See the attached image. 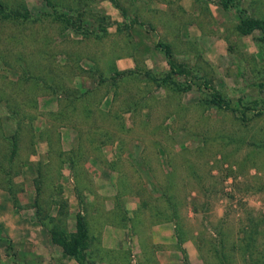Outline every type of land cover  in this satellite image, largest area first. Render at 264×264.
<instances>
[{"label":"rangeland","instance_id":"1","mask_svg":"<svg viewBox=\"0 0 264 264\" xmlns=\"http://www.w3.org/2000/svg\"><path fill=\"white\" fill-rule=\"evenodd\" d=\"M245 18L264 0H0V264H264V40Z\"/></svg>","mask_w":264,"mask_h":264},{"label":"trees","instance_id":"2","mask_svg":"<svg viewBox=\"0 0 264 264\" xmlns=\"http://www.w3.org/2000/svg\"><path fill=\"white\" fill-rule=\"evenodd\" d=\"M223 7L226 10L236 8L240 4V0H221ZM237 30L242 35H252L255 32L261 33V39L264 40V19H255V18H245L241 19L240 23L237 25ZM168 56L170 55V51L168 50ZM175 74H184L182 71H177L172 65ZM166 82H172V85L175 86L179 91H189L192 89V85L187 87H183L182 85H178L176 82H173L170 76L166 77ZM206 87L209 89V85L206 84ZM211 96L208 104L222 110L232 111V112H241L243 117H247V112L252 110L250 107H244L243 110L238 111L235 107L232 106V103L225 99L218 91L211 89ZM12 193V191H10ZM12 195V194H11ZM14 202L16 203V196L12 195ZM88 239L87 227L86 224L82 221L79 222V231L78 234L74 236L70 240V242L66 243L65 241L62 243L66 248L69 254L73 257H77L82 253V249L86 247V242Z\"/></svg>","mask_w":264,"mask_h":264}]
</instances>
